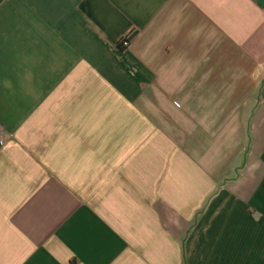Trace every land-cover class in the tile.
Returning a JSON list of instances; mask_svg holds the SVG:
<instances>
[{
    "label": "crops",
    "instance_id": "crops-1",
    "mask_svg": "<svg viewBox=\"0 0 264 264\" xmlns=\"http://www.w3.org/2000/svg\"><path fill=\"white\" fill-rule=\"evenodd\" d=\"M0 264H264V0H0Z\"/></svg>",
    "mask_w": 264,
    "mask_h": 264
},
{
    "label": "built area",
    "instance_id": "built-area-1",
    "mask_svg": "<svg viewBox=\"0 0 264 264\" xmlns=\"http://www.w3.org/2000/svg\"><path fill=\"white\" fill-rule=\"evenodd\" d=\"M134 33H135V29H134V28H131V29L128 31V33H127V35L125 36V38H123V39L121 40L122 43L124 44V47H126L127 45H129L130 40H131V38L133 37Z\"/></svg>",
    "mask_w": 264,
    "mask_h": 264
},
{
    "label": "trees",
    "instance_id": "trees-1",
    "mask_svg": "<svg viewBox=\"0 0 264 264\" xmlns=\"http://www.w3.org/2000/svg\"><path fill=\"white\" fill-rule=\"evenodd\" d=\"M118 47L121 48V49L124 47V44L122 43V41L118 42Z\"/></svg>",
    "mask_w": 264,
    "mask_h": 264
}]
</instances>
